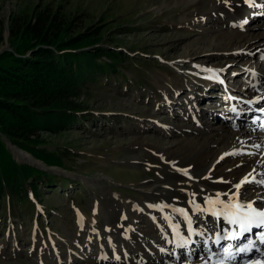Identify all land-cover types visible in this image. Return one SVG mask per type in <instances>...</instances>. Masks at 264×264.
Masks as SVG:
<instances>
[{
    "label": "rangeland",
    "instance_id": "1",
    "mask_svg": "<svg viewBox=\"0 0 264 264\" xmlns=\"http://www.w3.org/2000/svg\"><path fill=\"white\" fill-rule=\"evenodd\" d=\"M191 1L0 0L1 54L14 51L20 43L10 37L13 18L29 19L40 8L50 6L62 8L74 19L73 32L61 37L81 35L82 40L76 47L92 49L99 45L137 60L136 65L129 60L120 65L129 81L113 73L109 78L101 77L100 83L82 89L72 99L87 110L84 120L64 131L40 133L45 142L39 143L41 146L56 153L64 152L63 165L48 164L5 139L15 160L56 175L57 183L42 188L45 199L34 211L35 217L30 211L23 213V217L13 213L7 223L6 208L0 207V264H101V261L112 264L111 256L115 254L102 259L105 253L98 249L99 245L112 247V242L117 240L116 234L105 239L100 235L112 217L109 205H122L130 211L133 203H149L154 197L161 200L162 195H148L143 191L141 183L145 179L152 182L165 179L169 168L164 154L174 153L186 140L199 137L200 131L193 126H203L206 132L225 126L245 130L262 120L264 104L250 110L243 106L254 102L252 83L264 76V33H261L264 6L258 12L253 9L254 15L245 22L263 24L252 31L257 35L249 45L250 56L242 59L243 56L227 54L228 50L216 36L215 31L220 28H238L225 27L218 21L211 11L218 0L209 1L205 8L208 12L198 15L194 14ZM208 72L215 73L211 74L217 83L213 88L204 80ZM254 95L264 98V87L255 90ZM240 101L242 111L233 112ZM186 110H196L199 121H190L193 129L180 130L176 125L185 123ZM255 116L259 119L255 120ZM259 129L264 132V128ZM16 150L31 154L45 166L20 160ZM135 154H140L143 160L138 163L129 160ZM98 176L104 180L98 186L93 185ZM145 218L143 214L135 224L145 239L143 246L150 247L158 242V237L151 232ZM248 234L255 244H260L258 228ZM228 241L214 244L215 247H208L205 242L199 246L190 243L196 252L180 250V259L176 248L168 255L157 251L154 256L159 255L163 260L168 256L171 261L184 264L188 258L195 261L204 253L224 251ZM245 242L248 241L239 240L234 244ZM252 255H241L237 263L248 261L249 264L257 258ZM125 260L118 264H145L143 260L139 263Z\"/></svg>",
    "mask_w": 264,
    "mask_h": 264
},
{
    "label": "bare ground",
    "instance_id": "2",
    "mask_svg": "<svg viewBox=\"0 0 264 264\" xmlns=\"http://www.w3.org/2000/svg\"><path fill=\"white\" fill-rule=\"evenodd\" d=\"M209 1L211 0H192L191 2L195 6L194 14L198 15L204 12ZM260 2L263 3L260 4ZM263 6L264 0H218L212 7L211 11L223 26L238 27L230 30L220 28L215 31L217 32L216 36L221 40L220 44L228 50L227 54L240 55L244 57L242 59L249 58L251 52L249 45L253 43L257 35L252 31L263 23L260 25L258 23L245 24V22L254 15L253 9L256 8L254 11L258 12ZM241 27L243 28L241 29ZM261 33H264V30ZM218 70L221 72L220 68ZM212 73L215 75L214 72H208L204 79L210 84V88L217 84L216 78L211 77ZM262 80H264V76L254 79L253 94L251 95L254 102L245 104L243 106L247 107L245 110L254 109L253 107L256 105L262 107L264 104L263 95L259 97L254 95L255 90L264 87ZM251 98L250 100H252ZM241 104L240 101L237 107L233 105L232 111L240 110ZM260 115L262 120L258 124L246 127L245 130L225 126L213 127L215 131L206 132L204 130L207 129L203 126L198 128L193 126L194 129L200 131L199 137L186 140L184 145L174 149V153L164 154V162L169 168L165 179L157 182L145 179L141 183L143 191L148 195L158 193L163 196L161 200L154 197L150 199L149 203L135 205L133 203L130 211H126L122 205L108 206L112 217L109 219L108 225L100 230V235L101 237L104 235L103 239H105L116 234L117 238L115 239L117 240L112 242V247L105 248L99 245L98 249L105 253L102 259L114 253L115 257L111 256L112 264H118L122 259H127L126 263H139L143 260L145 264H180L171 261L168 256L164 261L163 257L159 255L156 257L154 254L159 251L165 253L163 255H168L175 248L178 253L180 250L185 252L188 250L189 253L194 254L196 251L195 247L190 245L191 239L195 245L199 246L201 242H205L208 247L223 243L226 239L238 241L242 236V231L239 225L230 223L226 215L223 214L224 204L234 202L236 200L234 194L238 191L241 202H253L254 205H259L264 210V183H260V181H264V132L259 129L264 128V113L261 112ZM198 117L196 110H186L183 114L185 123L178 124L176 127L180 130L187 127L192 128L190 121H199ZM257 119L259 116H255V120ZM16 153L22 161L27 160L37 166H45L42 161L37 160L31 154L20 150H16ZM129 160L138 163L143 158L140 154H135L130 156ZM245 177L249 182L242 184L237 190L235 185L241 183ZM102 180L104 178L98 176L92 184L98 186L100 185L99 181ZM218 196L220 200L224 201V204L211 205L209 201L216 200ZM104 204L110 203L105 202ZM217 211H220L221 214L217 215ZM143 214L146 217L147 226L158 237V242L153 243L150 247L143 246L145 239L135 224ZM257 228L260 235L264 234V226H253L249 232ZM184 240H186L185 243ZM166 243L168 246H165ZM161 244L165 245L160 247ZM261 247H259L260 250L253 252V255L250 254L257 258H253L249 264H253L254 261H264V257H262L264 249ZM227 249L229 250V248ZM238 251L239 249H230L227 254L221 249L217 254L210 251L204 253L203 256L197 255L199 257L195 261L188 258L184 264H230L231 260L227 261L224 258H227L228 255H237ZM222 253L225 256H221ZM129 254L130 256H128ZM132 255L133 257H131ZM126 256L128 257L126 258ZM194 256L196 255L192 257ZM177 257H179L177 259L181 258L180 253ZM101 264H104V261H101Z\"/></svg>",
    "mask_w": 264,
    "mask_h": 264
},
{
    "label": "trees",
    "instance_id": "3",
    "mask_svg": "<svg viewBox=\"0 0 264 264\" xmlns=\"http://www.w3.org/2000/svg\"><path fill=\"white\" fill-rule=\"evenodd\" d=\"M73 21L62 8L50 6L29 19L13 18L10 37L20 43L0 53V207L6 208L7 223L13 213L23 217L30 211L35 217L45 199L42 188L55 185L57 176L15 160L5 139L48 164L63 165L64 152L41 146L40 133L64 131L84 120L87 110L72 99L101 77L118 73L127 79L120 65L137 62L108 47H76L81 35L61 37L73 32Z\"/></svg>",
    "mask_w": 264,
    "mask_h": 264
},
{
    "label": "snow or ice",
    "instance_id": "4",
    "mask_svg": "<svg viewBox=\"0 0 264 264\" xmlns=\"http://www.w3.org/2000/svg\"><path fill=\"white\" fill-rule=\"evenodd\" d=\"M248 178L245 177L241 183L235 185L236 189L239 188L244 183H248ZM260 183H264V181H260ZM236 200L231 203L224 204V201L219 199V196L216 200H210L209 203L215 206L217 203L224 204V215L229 219L230 223L239 225V228L242 232L251 231L253 226H264V210H259L254 207L253 202H241L239 199V192L237 191L235 194ZM221 212L217 211V215H220ZM260 240L264 242V234L261 235ZM253 241H249V245L253 244ZM248 250V245L245 248L239 249L240 252H245ZM225 253H228V249L226 248ZM253 264H264V261H254Z\"/></svg>",
    "mask_w": 264,
    "mask_h": 264
},
{
    "label": "water",
    "instance_id": "5",
    "mask_svg": "<svg viewBox=\"0 0 264 264\" xmlns=\"http://www.w3.org/2000/svg\"><path fill=\"white\" fill-rule=\"evenodd\" d=\"M35 164V163H34ZM47 170L49 169V167L48 168H46Z\"/></svg>",
    "mask_w": 264,
    "mask_h": 264
}]
</instances>
